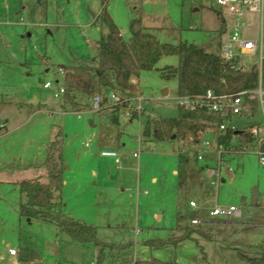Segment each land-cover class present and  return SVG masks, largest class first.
<instances>
[{"label": "rangeland", "instance_id": "obj_1", "mask_svg": "<svg viewBox=\"0 0 264 264\" xmlns=\"http://www.w3.org/2000/svg\"><path fill=\"white\" fill-rule=\"evenodd\" d=\"M101 8L102 0H0V120H9L8 131L0 134V264H19L9 249L23 248L38 256L25 264L97 261L100 246L77 244L56 223L20 214L27 197L18 182L30 179L33 169L15 171L7 165L42 160L44 140L59 128L65 184L62 191L52 188V197L66 204L63 212L96 226L100 240L117 244L120 249H104L103 264L151 258L178 264H249L264 249V166L254 151L257 144H247L252 151L246 152L244 144L238 147L243 152L232 159L234 170L224 169L225 181L216 186L199 169L192 136L159 141L143 135L148 118L178 115L177 79L160 75L161 68L178 65V55H164L152 70H142L130 89L115 84L96 92H115L141 106L133 115L119 110L118 123L111 118L117 106L112 100L105 98L97 110L92 105L96 93L78 95L74 106L66 91L56 97L44 87V82L54 85L58 79L66 88L62 65L86 64L95 57L97 41L107 34L105 24H94ZM108 10L126 39L130 20L141 17L163 42L187 40L218 52L221 18L213 0H110ZM110 78L115 82L113 74ZM141 95L144 99L136 101ZM215 130L208 125L199 139ZM104 150L117 151L120 163L102 155ZM179 152L185 163H179ZM217 204L236 205L244 216L210 217ZM195 217L219 223L193 224ZM193 228L199 230L191 233L195 239L173 242Z\"/></svg>", "mask_w": 264, "mask_h": 264}, {"label": "trees", "instance_id": "obj_2", "mask_svg": "<svg viewBox=\"0 0 264 264\" xmlns=\"http://www.w3.org/2000/svg\"><path fill=\"white\" fill-rule=\"evenodd\" d=\"M110 0H102V8L94 20V24H105L108 32L96 43L95 57L86 64L65 66L66 99L74 106L78 105V95H92L105 87L118 85L124 89L134 87L133 78H138L142 70H152L164 55H178V65H167L160 70L164 79H177L178 95H196L212 88L218 93L236 92L244 88L258 85L259 71L257 68L248 72H239L224 62L218 53L210 52L205 47L187 40L178 43L161 41L152 28L143 24L141 17L132 18L129 23L130 36L124 38L112 15L108 10ZM110 74L114 75L113 82ZM264 84V60L262 68ZM116 106V105H114ZM256 106L254 105V110ZM111 114L114 123L119 122L120 106L115 107ZM136 114V113H134ZM135 117V116H134ZM220 118L203 110H188L178 105V115L175 117L162 116L158 119L148 118L145 121L143 135L155 140H165L175 134V138L192 136L199 139L200 133L210 123ZM6 131V122H0V133ZM59 128L56 137L47 148L45 164L48 168V181L39 177L20 183L21 192L27 200L20 204V214L28 218H41L54 222L74 240L79 242H94L102 247L107 245L98 240V228L82 220L69 217L59 210L53 211L56 204L51 199L52 188L64 185L63 171V137ZM233 132H228L223 138L229 142ZM57 149V153H56ZM179 163H185L187 158L179 152ZM190 232L175 236L176 244L185 239H194ZM164 241L156 244L163 245ZM27 258L34 259L32 251ZM102 254L98 257L100 260ZM98 263V262H97ZM133 264H178L177 261H165L158 258L149 260L136 259ZM249 264H264V249L259 257L249 258Z\"/></svg>", "mask_w": 264, "mask_h": 264}, {"label": "built area", "instance_id": "obj_3", "mask_svg": "<svg viewBox=\"0 0 264 264\" xmlns=\"http://www.w3.org/2000/svg\"><path fill=\"white\" fill-rule=\"evenodd\" d=\"M217 7V15L221 18L220 40L218 54L221 59L239 72H248L257 68L259 71L258 85L253 88H244L236 92L218 93L209 88L196 95H178V105L188 110H203L220 118L219 121L210 123L216 128L212 136L206 135L194 140L198 147L195 158L201 166L211 184L218 186L224 181L223 171L234 170L232 159L244 152L252 151L247 144L253 141L257 144L254 150L259 156V162L264 166V84L262 68L264 60V0H213ZM62 74H65L62 70ZM135 82V78L132 79ZM55 85V87H54ZM44 82V87L53 89L55 96H63L66 89L62 82L56 80ZM138 96L136 101L143 100ZM112 100L120 106L126 115L141 112V106L133 98H121L115 92L102 96L96 93L93 96V107L97 110L103 108L104 99ZM135 99V98H134ZM136 103V106H135ZM254 105L256 109L254 110ZM261 119H257V116ZM242 118H252L242 122ZM228 132H233L229 142L223 138ZM236 136V137H235ZM238 141V142H236ZM184 144V142L182 143ZM243 152V151H242ZM102 155L114 157L120 163V155L115 150H104ZM134 156H139L135 152ZM196 206L195 201H191ZM210 217L234 219L243 217V210L236 206L216 205L208 212ZM193 224H200L203 220L192 218ZM11 254H16V249H10ZM96 264V262H95Z\"/></svg>", "mask_w": 264, "mask_h": 264}, {"label": "crops", "instance_id": "obj_4", "mask_svg": "<svg viewBox=\"0 0 264 264\" xmlns=\"http://www.w3.org/2000/svg\"><path fill=\"white\" fill-rule=\"evenodd\" d=\"M100 28V27H99ZM58 80V79H57ZM67 104L68 103H66L65 102V99L64 100H62L61 99V106H62V108L63 109H65V110H67ZM105 112H109L108 110L107 111H105ZM0 122H6V131L5 132H3V133H0V134H4V133H6L7 131H8V123H9V120L8 119H6V120H4V121H1L0 120ZM59 130V129H58ZM58 132V131H57ZM54 134V133H53ZM56 134L57 133H55V135H53V137H51V138H47L46 140H44V142H43V144L45 145V156L43 157V159L42 160H33V161H30L29 163H27V164H18V165H11V164H8L7 165V167H9V168H11L10 170H15V171H28V170H31V169H33V173H30V176H32V177H30V179H27L26 181H28V180H31V179H34V178H37V177H39L40 179H41V181H44V182H47L48 181V168H47V165L45 164V160H46V156H47V148H48V146H49V144H50V142L52 141V140H54L55 139V137H56ZM88 145V144H87ZM237 158V157H236ZM240 158V156H238V159ZM116 161V160H115ZM199 165V164H198ZM199 169L202 171V168H201V166L199 165ZM203 172V171H202ZM94 173H95V171H94ZM224 181H225V178H224ZM223 181V182H224ZM21 182H24V181H21ZM21 182H18L19 184L21 183ZM64 184H65V181H64ZM63 187V186H62ZM62 187L61 188H58V187H55V188H58V189H60L61 191H62ZM51 199H52V201L53 202H55V203H59V204H56V205H54V207L52 208L53 209V211H54V208L55 207H59V209L57 210L56 209V211H54V212H58L59 210H61L62 211V213H64L65 215H67V216H69V217H72L71 215H73L72 214V212H70L69 210V212L70 213H66L65 211L63 212V207H65L66 206V204H64L63 203V200H61V201H58V200H54L53 199V197H52V194H51ZM27 200V199H26ZM25 200V201H26ZM24 201V202H25ZM192 201H194V200H192ZM196 202V201H195ZM196 204H197V202H196ZM190 205H191V201H190ZM192 206V205H191ZM192 207H194V210L196 211L197 210V207H198V204L196 205V206H192ZM198 211V210H197ZM264 212V211H263ZM259 213V212H258ZM255 217H257L258 215H254ZM183 217V216H182ZM261 218H264V215L263 216H260ZM74 218V217H73ZM29 219H32V218H29ZM76 219V218H75ZM80 220V219H79ZM44 221H46V220H44ZM48 222H50V221H48ZM204 223H206V224H216V223H219L218 221H210V220H205V221H203ZM244 223H246V224H253V222H244ZM254 223H256V222H254ZM258 223H261V222H258ZM225 224H231V223H223V225H225ZM57 226V225H56ZM57 228L60 230V231H63V230H61L58 226H57ZM63 232H65V231H63ZM65 233H67V232H65ZM68 234V233H67ZM179 234H177L176 236H178ZM69 237L75 242V243H77V244H81V245H88V244H91V243H94V242H86V243H84V242H79V241H76V240H74L70 235H69ZM97 237H98V234H97ZM195 239V238H194ZM212 239V238H211ZM98 240L100 241V242H102V243H106L107 245H105V246H101V245H98V246H100V253L98 254V256H97V261L96 262H98L97 264H103V261H104V249H106V248H110V250H113V249H117V248H119V247H116V245L117 244H111V243H107V242H104V241H102V240H100L99 239V237H98ZM231 243V242H230ZM95 245H97L96 243H94ZM228 245H232V244H229L228 243ZM120 249V248H119ZM24 250V251H23ZM32 252V251H31ZM9 253H10V249H9ZM36 253V252H35ZM100 254H102V256H101V258H100V260L98 261V257L100 256ZM10 255L11 256H16L17 257V259H18V261H19V264H25L26 262H33L34 260H36L37 258H38V256L36 255V257L34 258V259H30V258H27L30 254H29V252L27 251V249H21V251H17V253L16 254H11L10 253ZM142 260H144V259H142ZM145 260H149V259H145ZM135 262V260L133 261V262H131V263H127V264H133ZM61 264H72V263H69V262H64V263H61Z\"/></svg>", "mask_w": 264, "mask_h": 264}, {"label": "water", "instance_id": "obj_5", "mask_svg": "<svg viewBox=\"0 0 264 264\" xmlns=\"http://www.w3.org/2000/svg\"><path fill=\"white\" fill-rule=\"evenodd\" d=\"M104 31H105V33H107L108 32V29H105ZM167 91H168V88H165L164 89V93H166ZM107 113H109V112H107ZM175 137H176L175 134H173L171 138L174 139Z\"/></svg>", "mask_w": 264, "mask_h": 264}]
</instances>
